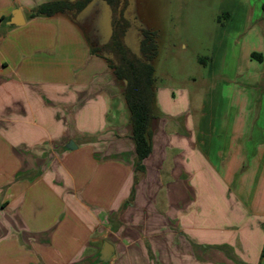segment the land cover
Instances as JSON below:
<instances>
[{"label": "crops", "instance_id": "obj_1", "mask_svg": "<svg viewBox=\"0 0 264 264\" xmlns=\"http://www.w3.org/2000/svg\"><path fill=\"white\" fill-rule=\"evenodd\" d=\"M46 1L0 0V264H264V55L222 51L194 108L155 92L138 172L125 82Z\"/></svg>", "mask_w": 264, "mask_h": 264}, {"label": "rangeland", "instance_id": "obj_2", "mask_svg": "<svg viewBox=\"0 0 264 264\" xmlns=\"http://www.w3.org/2000/svg\"><path fill=\"white\" fill-rule=\"evenodd\" d=\"M263 5L264 0H130L126 41L137 50L139 28L156 30L154 90L169 91L171 97L173 92L176 105L194 108L203 102L211 74L221 70L213 60L222 51L241 61L246 51L256 62L264 55ZM97 9L92 6L81 20L92 35L101 18Z\"/></svg>", "mask_w": 264, "mask_h": 264}, {"label": "trees", "instance_id": "obj_3", "mask_svg": "<svg viewBox=\"0 0 264 264\" xmlns=\"http://www.w3.org/2000/svg\"><path fill=\"white\" fill-rule=\"evenodd\" d=\"M130 0H51L31 9L29 16H51L66 13L84 30L93 54L102 56L108 62L116 78L125 82L123 94L130 110L132 138L135 142V169L143 171L144 159L152 150L151 126L155 118L156 82L154 58L158 54L157 31L140 27L142 38L137 50L126 41L131 27L127 15ZM92 6H97L101 15L89 34L83 24ZM264 6V5H263Z\"/></svg>", "mask_w": 264, "mask_h": 264}, {"label": "water", "instance_id": "obj_4", "mask_svg": "<svg viewBox=\"0 0 264 264\" xmlns=\"http://www.w3.org/2000/svg\"><path fill=\"white\" fill-rule=\"evenodd\" d=\"M25 19H24V15L22 13V9L20 7H16L13 11H12V16L10 18V20L8 21L9 24L12 25H22L24 24ZM68 146H76L74 144V142L71 140L68 143ZM112 251H113V245L106 241L103 245V250H102V256L101 259L102 260H108L112 257Z\"/></svg>", "mask_w": 264, "mask_h": 264}]
</instances>
